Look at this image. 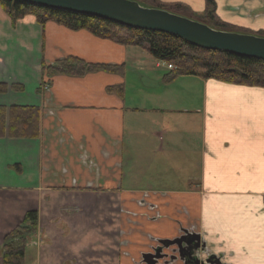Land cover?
Instances as JSON below:
<instances>
[{
	"label": "crops",
	"instance_id": "1",
	"mask_svg": "<svg viewBox=\"0 0 264 264\" xmlns=\"http://www.w3.org/2000/svg\"><path fill=\"white\" fill-rule=\"evenodd\" d=\"M159 1L192 16L206 9L205 0ZM215 2L222 21L264 31V0ZM133 47L33 14L13 24L0 5V245L36 209L26 264H140L152 236L193 226L224 264H264V87L165 81L166 63L140 50L131 58ZM69 56L124 67L43 69ZM12 106L32 108L30 135H9Z\"/></svg>",
	"mask_w": 264,
	"mask_h": 264
},
{
	"label": "trees",
	"instance_id": "2",
	"mask_svg": "<svg viewBox=\"0 0 264 264\" xmlns=\"http://www.w3.org/2000/svg\"><path fill=\"white\" fill-rule=\"evenodd\" d=\"M145 1L154 2L166 9L186 11V6L181 3L166 4L159 0ZM205 1V11L201 15L190 16L215 28L224 26L228 27L227 29L238 30V27L222 21L217 16L215 0ZM0 5L10 16L13 24L25 15L33 14L42 25L52 21L70 30H87L97 37L121 45L140 47L155 59L176 66L167 74L165 81H170L179 75H193L204 79L214 78L236 84L264 87V60L261 59L205 49L173 34L132 28L99 17L31 5L21 0H0ZM121 67L124 65L91 64L75 56L63 58L52 65H43V69L51 77L57 74L78 75L101 68L118 71ZM42 84L46 85V81ZM12 88L23 89L17 85H12ZM0 90L6 91L7 86H0ZM108 90L123 95V89L118 86H111ZM31 109L29 106H12L10 108L9 135L11 137L30 135L28 132L34 125V120L31 121L28 113ZM35 110L38 111V109ZM4 113V107H0L1 123H3ZM37 116L39 118V111ZM0 133H3V129ZM37 135L38 132L34 133L33 137ZM38 222V211L36 209L29 210L19 225L6 234L0 245V258H2L3 264H25L27 239L37 231Z\"/></svg>",
	"mask_w": 264,
	"mask_h": 264
},
{
	"label": "water",
	"instance_id": "3",
	"mask_svg": "<svg viewBox=\"0 0 264 264\" xmlns=\"http://www.w3.org/2000/svg\"><path fill=\"white\" fill-rule=\"evenodd\" d=\"M21 1L31 5L95 16L132 28L173 34L198 47L264 60V37L220 30L166 9L143 6L136 0ZM168 263L170 264V261Z\"/></svg>",
	"mask_w": 264,
	"mask_h": 264
},
{
	"label": "flooded vegetation",
	"instance_id": "4",
	"mask_svg": "<svg viewBox=\"0 0 264 264\" xmlns=\"http://www.w3.org/2000/svg\"><path fill=\"white\" fill-rule=\"evenodd\" d=\"M38 230L39 226L37 231L27 239V247L37 235ZM181 231L175 238L152 236L154 244L149 251L140 254V264H169V261L170 264H224L223 256L211 250V246L195 226L184 228Z\"/></svg>",
	"mask_w": 264,
	"mask_h": 264
},
{
	"label": "rangeland",
	"instance_id": "5",
	"mask_svg": "<svg viewBox=\"0 0 264 264\" xmlns=\"http://www.w3.org/2000/svg\"><path fill=\"white\" fill-rule=\"evenodd\" d=\"M137 2H139L141 5L143 6H146V7H151V8H162V9H166V8H163V7H160L158 4L154 3V2H151V1H145V0H136ZM166 10H169L173 13H177V14H180L182 16H185V17H189V18H192L194 20H198V18H193L192 16L188 15L186 11H178V10H174L173 8H169V9H166ZM200 21V20H199ZM215 28V27H214ZM228 27H224V26H220L218 27L217 29H220V30H225V31H237V32H242V33H247V34H256L257 36H261V37H264V31H259V32H256V33H249L247 29H244V28H238L235 29V30H231V29H227ZM74 31V30H73ZM137 50H140L141 52H144L142 54H144V56H146L147 58H149V60H155V58L153 56H151L149 53H147L146 51H144L143 49H141L140 47H133L132 49H130V53H131V58H135L136 57V53L139 52ZM156 61V60H155ZM161 62V61H160ZM162 69V68H161ZM159 69V70H161ZM180 115L183 117L185 115L187 116H191L192 114L191 113H185V112H181ZM200 120L199 117H196L193 124H192V127H191V130L193 131V129H199L200 128V125L201 123L198 121ZM181 127V126H180ZM190 141V139H188V142ZM186 155V158L187 159H192L194 158V153H190V152H185ZM184 161H183V158L181 159V164L183 165ZM186 165L185 167L186 168H189L192 166V162H185ZM183 169V168H182ZM193 169L195 170L196 167H193Z\"/></svg>",
	"mask_w": 264,
	"mask_h": 264
},
{
	"label": "built area",
	"instance_id": "6",
	"mask_svg": "<svg viewBox=\"0 0 264 264\" xmlns=\"http://www.w3.org/2000/svg\"><path fill=\"white\" fill-rule=\"evenodd\" d=\"M164 64H165V63H164ZM166 65H167V68H168L169 70H173V69L176 68V66L173 65V64H171V63H167Z\"/></svg>",
	"mask_w": 264,
	"mask_h": 264
}]
</instances>
